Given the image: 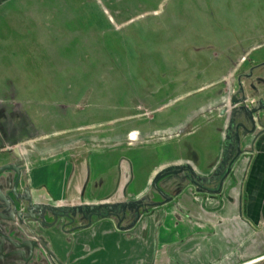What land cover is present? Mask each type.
Masks as SVG:
<instances>
[{
    "label": "rangeland",
    "instance_id": "374dc122",
    "mask_svg": "<svg viewBox=\"0 0 264 264\" xmlns=\"http://www.w3.org/2000/svg\"><path fill=\"white\" fill-rule=\"evenodd\" d=\"M257 20L264 0H0V167L180 131L251 65Z\"/></svg>",
    "mask_w": 264,
    "mask_h": 264
},
{
    "label": "crops",
    "instance_id": "0c3cea01",
    "mask_svg": "<svg viewBox=\"0 0 264 264\" xmlns=\"http://www.w3.org/2000/svg\"><path fill=\"white\" fill-rule=\"evenodd\" d=\"M136 138L133 134L129 141ZM216 156L215 148L207 145L186 149L163 144L125 152L105 145L81 157L49 163L48 158H36L28 163L30 172L25 166L27 176L21 178L20 191L12 199L8 192L12 178L1 169L0 177L6 180L0 183L4 185L2 197L15 216L9 238L20 244L40 242L33 264H244L264 252V141L261 148L255 146L247 173L244 167L236 172L237 187L221 200L196 204L186 193L175 202L176 207L159 208L125 232L112 219H93L84 229H75L80 225L76 223L63 231L68 221L56 222L48 215L46 206L80 208L138 200L159 169L189 161L204 170ZM29 206L45 209L40 218L28 219L32 224L48 223V229L35 227L36 238L20 229L26 219L19 216Z\"/></svg>",
    "mask_w": 264,
    "mask_h": 264
},
{
    "label": "water",
    "instance_id": "95a60500",
    "mask_svg": "<svg viewBox=\"0 0 264 264\" xmlns=\"http://www.w3.org/2000/svg\"><path fill=\"white\" fill-rule=\"evenodd\" d=\"M257 21L264 24L263 20ZM243 32L246 30L244 29ZM247 35L251 37V34ZM259 45L250 49L241 60V63H252L245 72L230 79L231 92L226 93V97L212 107V110L200 113L198 111L189 119H187L189 113L185 114L182 121H186L187 124L180 131L168 135L167 138L164 136L157 142L151 140L141 142V145L150 147L163 144H180L186 149H192L198 145L213 147L217 156L208 168L203 170L197 163L189 161L180 162L179 166L178 164L165 166L153 175L149 191L138 200L80 208L48 207V215H51L56 222L68 221L63 231L65 227L76 223L80 225L75 229H84L91 225L93 219H112L117 228L125 232L141 223L143 217L151 215L159 208L176 207L175 202H178L183 194L190 193L196 204H207L223 199L227 192H231L238 185L234 179L236 172L244 167V173H247L255 153L256 143L264 136V43L261 48L258 47ZM219 84L221 82L212 88ZM129 149L124 147L119 151L125 152ZM186 156L188 157V154ZM1 169L6 172L13 171L18 176L23 170L21 166L10 163L1 166ZM4 182L6 180L0 178V183ZM3 186H0V203L2 204L0 209L4 210V213L0 212V264H33L34 250L39 247L40 242L25 241L20 244L10 240L7 232L10 230L14 232L15 227L12 223L15 216L5 198L2 197ZM241 186L242 183L240 188ZM241 204L242 194L239 190L240 219H242ZM43 210L45 209L41 207L29 206L27 212L19 217L35 220L41 217ZM244 264H264V252L249 258Z\"/></svg>",
    "mask_w": 264,
    "mask_h": 264
},
{
    "label": "flooded vegetation",
    "instance_id": "af4514ba",
    "mask_svg": "<svg viewBox=\"0 0 264 264\" xmlns=\"http://www.w3.org/2000/svg\"><path fill=\"white\" fill-rule=\"evenodd\" d=\"M29 164L27 163V168H28V172H30L29 170ZM22 171H21V174L20 176H18L17 174H15L13 171L9 172V173H13L14 175L11 177L12 178V181L9 183V189H8V192H10L9 194V198L12 199L13 197V194L16 192L18 193V191H20V186H19V183H20V180L21 178L24 176V179L25 177L27 176V172H26V168H25V165L22 166ZM1 178V177H0ZM47 209H48V206H46ZM31 221H28V219L24 220L22 222V225H20V229H22L24 232H25V235L26 236H31L33 238H36L35 237V229L36 228H41V229H48V223L47 221H43V222H39V221H36V223H30ZM34 226V227H33ZM36 227V228H35ZM8 233V236L11 235L13 236V234L9 233V231L7 232Z\"/></svg>",
    "mask_w": 264,
    "mask_h": 264
}]
</instances>
